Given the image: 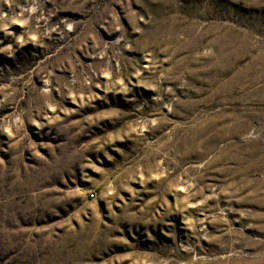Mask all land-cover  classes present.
I'll use <instances>...</instances> for the list:
<instances>
[{"label":"rangeland","instance_id":"obj_1","mask_svg":"<svg viewBox=\"0 0 264 264\" xmlns=\"http://www.w3.org/2000/svg\"><path fill=\"white\" fill-rule=\"evenodd\" d=\"M0 264H264V0H0Z\"/></svg>","mask_w":264,"mask_h":264},{"label":"bare ground","instance_id":"obj_2","mask_svg":"<svg viewBox=\"0 0 264 264\" xmlns=\"http://www.w3.org/2000/svg\"><path fill=\"white\" fill-rule=\"evenodd\" d=\"M261 229V228H260Z\"/></svg>","mask_w":264,"mask_h":264}]
</instances>
